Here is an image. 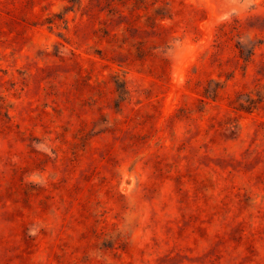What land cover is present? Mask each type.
Returning a JSON list of instances; mask_svg holds the SVG:
<instances>
[{"label":"rangeland","instance_id":"1","mask_svg":"<svg viewBox=\"0 0 264 264\" xmlns=\"http://www.w3.org/2000/svg\"><path fill=\"white\" fill-rule=\"evenodd\" d=\"M0 264H264V0H0Z\"/></svg>","mask_w":264,"mask_h":264}]
</instances>
